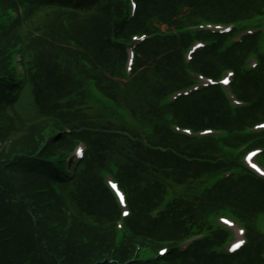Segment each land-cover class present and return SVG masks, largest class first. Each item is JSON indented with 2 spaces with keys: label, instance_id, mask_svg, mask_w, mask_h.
<instances>
[{
  "label": "trees",
  "instance_id": "obj_1",
  "mask_svg": "<svg viewBox=\"0 0 264 264\" xmlns=\"http://www.w3.org/2000/svg\"><path fill=\"white\" fill-rule=\"evenodd\" d=\"M136 1L139 9L133 20L123 22V37L127 40L133 34L145 37L139 42L133 74H138L139 69L143 68V72L137 76L139 87H142L145 82L144 72L149 70L155 79L153 88L159 90L160 94L186 84L184 61H187L182 52L189 37L183 36L184 32L181 31L185 24L194 22L199 16L213 19L217 12L228 10L231 15L219 20L236 22L238 18L235 16L238 15L235 9L241 5L237 0ZM239 1L244 3V7L249 4L247 0ZM5 2H30L32 6L49 3L54 7L52 9L59 12L54 18L44 19L49 35L35 38L36 33H33L26 36L30 40L27 45H30L32 54L29 76L32 96L39 117L54 122L55 119L63 120L66 123L78 120L79 112L74 106L76 97L71 95V90L83 95V83L81 80L76 81V84L72 82L70 73L62 68L59 59L62 50L58 43L69 38L78 42L86 50L83 56L88 61L96 62L101 69L102 65L109 62V54L115 52L109 37L119 26L116 21L122 18L120 9L123 6L125 11L130 0ZM257 2L259 12L264 0ZM191 11L195 16H191ZM212 11V16L205 14ZM164 23L168 25L167 30L176 32H161L160 26ZM14 30L15 26L10 36L23 41ZM256 38H249L238 46L217 39L214 44L194 54V66L215 56L214 62L202 67L207 77L215 78L224 67L234 69L228 87L242 106L231 108L220 85L203 86L188 95H180L172 103L168 101L167 106L173 111V119L178 126L193 130L238 128L244 134L249 133L247 128L264 120V55L259 58L260 65L255 69L246 70L242 66L244 55L252 47L257 48ZM68 49L73 52L71 48ZM258 49H262L260 45ZM0 75L6 76L2 68ZM153 88L149 86L146 90L153 91ZM160 125L166 128L165 121L164 124H155L156 134ZM53 127L47 125L27 140L20 137L21 130L13 125L8 126L9 130L5 134L0 131V239H6L4 242L8 247L0 250V264H25L28 260L26 264H132L129 260V256L134 254L132 245L127 244L123 249L116 250L112 229L103 226L121 217L117 199L98 174L99 168L106 165L108 152L117 150L119 138L92 124L74 126L69 133L57 132L46 138ZM160 133L162 138L157 142L160 144L159 149L145 146L142 141L139 142L142 140L139 138L123 139V147L128 146L130 150H123L127 162L117 173L126 191L129 207V215L123 218L127 221L128 233L151 243L197 233L203 231L204 227L199 222L197 206L177 198L165 201V181H147L145 176L154 170L163 174L165 179L185 183L202 174L218 172L228 164L217 158L215 146L198 143L181 146L176 138L170 137L169 132ZM243 141L251 146L264 145V132L246 135ZM41 142H45L50 152L60 154L70 152L74 143H82L87 153L81 167L74 169L73 176L62 179L59 173L64 172V169H61L59 163L58 166L52 164V160H47L44 152L34 159L29 156L28 161L25 159V155L33 154ZM242 168L244 173L240 174L237 183L246 180L262 183L254 204L256 210H264V183ZM41 176L51 183L58 182L62 190L73 184V190L68 191L69 202L59 200L51 194V189L46 195L49 202L45 203V197L42 200L35 197L37 190L43 187L39 184ZM70 199L73 204H70ZM70 205H73L72 209ZM240 216L246 220L243 215ZM226 236L227 233L219 229L213 240L203 237L183 251L173 249L169 253L168 264H264V239L255 242L253 237L256 235L252 228L248 229L250 243L234 254L219 250ZM108 258L114 261L110 262Z\"/></svg>",
  "mask_w": 264,
  "mask_h": 264
},
{
  "label": "rangeland",
  "instance_id": "obj_2",
  "mask_svg": "<svg viewBox=\"0 0 264 264\" xmlns=\"http://www.w3.org/2000/svg\"><path fill=\"white\" fill-rule=\"evenodd\" d=\"M247 1H249V4L246 7H244L242 1H236L242 6L240 5L235 9V13L237 12L238 15L235 18L249 16L258 10V0ZM29 3L12 4L5 2V0L0 1V68L4 70L6 75L25 82L23 89L17 93L16 103L0 107V131L5 134L9 130L8 126L13 125L21 130L20 137L23 140L31 138L32 134L37 133L47 125L54 127L46 134V138L56 132H63L66 127L68 131L74 126L85 127L91 124L101 128L100 130L103 132H111L115 134V137L119 138L117 140L119 146L117 150L108 152L105 167L98 170L99 177L108 181L109 184L115 181L118 170L127 162V157L123 150L130 149L128 146L123 147V139L136 140L139 138L148 145L158 144L157 142H160L162 138L160 132L167 131L172 139L176 138L180 142L181 146L196 143L201 145L208 144L211 147L215 146L217 158L228 162L225 168L218 172L202 174L200 177L189 179L185 183H177L172 181V179H165L163 174L151 170L145 176V179L147 181L154 179L165 181V201L177 198L197 206L199 222L203 224V229L208 238L213 240L219 227L228 230L230 233L229 241L221 246L219 250H229L239 240L244 242V237H248L249 228L254 230L256 237L253 238L255 242L263 240L264 227H262V224L264 223V211L256 210L257 207L254 204L255 196L262 183L248 180L243 183H237V181L240 174L244 173L242 166L249 167L250 165L251 168L255 169L257 164H259L262 167L261 173L264 174V147L258 149L259 153L255 158L246 160L247 149H249L244 148L247 146L243 141L246 135L241 134L240 130L236 128L221 134L208 133L195 136L191 134L188 136L175 128L173 111L166 103L170 90L164 94H160L159 90L156 91L153 88L155 79L149 70L144 72L145 82L142 87H139L140 80L137 76L143 72V68L139 69L138 74H133L134 67L130 65L134 63V61H131L132 54L130 49L127 54L124 50L123 44H131L134 40L123 41V22L132 14V5L129 4L125 11L123 6L120 9L122 18L116 21L119 26L115 33H112V37H109L111 40L110 45L112 49H115V52L109 54V62L102 65L101 69L98 68L96 62L88 61L83 56L86 50L78 42L69 38L65 42L58 43L62 50L59 56L62 68L70 73L72 82L76 84V81L81 80L83 83V95L80 92L76 94L71 90V95L76 97L74 106L79 112L80 118L70 123L67 122V124L64 121L59 122L56 120L55 123L50 119L39 117L33 101L29 79L32 54L30 45H27L30 44V40L26 39V36L33 33H36L34 34L35 38L49 35L44 19L48 17L54 18L57 15L56 13L59 12L52 9L54 7H51L49 3L40 6H32L33 3ZM190 14L195 16L192 11ZM205 14L212 16L214 11L205 12ZM227 15H231L230 10L217 12L214 18L222 19ZM153 25H158V23H153ZM13 26H15L14 31L16 34L23 38V41L10 36L13 34ZM167 27L166 23L160 26L164 30ZM109 30L110 28L107 29V32ZM28 37L33 38L31 35ZM106 37L108 36L106 35ZM262 41L264 43V38ZM133 46L135 48L136 44ZM68 48H71L73 52ZM107 52L109 51L107 50ZM261 53H264V47L261 49ZM214 61L215 56L213 55L203 60V63L196 65L197 71L202 72V67L204 68L207 63ZM99 79L101 81L100 85ZM149 86L153 88V91L148 92L146 90ZM113 95H116V97ZM146 95H148V99H146ZM164 121L167 129L160 125L156 134L154 125L158 123L164 124ZM30 129H32L31 132L27 133ZM44 143L41 142V144ZM79 149L85 150L82 146ZM48 155L54 158V164L56 165L66 156L65 153L60 154L57 152H50ZM49 183L51 182L41 176L39 184L40 187H43L38 189L35 197H39L42 200L44 197L46 198L51 189V194L57 196L59 200L62 199V201L69 202L68 195L70 190L74 188L73 184H69V188L66 190H59L56 184L51 183L49 185ZM40 191H44V193ZM115 191L116 194L117 192L121 194L120 191ZM47 202H49L48 198H46L45 203ZM71 202L73 204L72 199H70V204ZM70 208L72 209L73 205H70ZM254 210H256V213ZM260 211L262 212L258 215ZM239 212L246 219L243 220L241 225L237 222L239 220L237 218ZM122 224H125L123 220H114L112 223H105L103 226L112 229L113 245L116 250L123 249L127 244L132 245L134 254L129 256V259L133 260L132 264H143L141 261H137L143 258L157 263L159 261L157 253H160L159 251L165 248V245L170 247V244L151 243L144 239L131 238L126 229L121 228ZM248 239L250 240L249 237ZM4 241L6 239H0V250L7 247ZM6 250L8 251V249ZM148 250H151V253ZM164 264L168 263L164 262Z\"/></svg>",
  "mask_w": 264,
  "mask_h": 264
},
{
  "label": "snow or ice",
  "instance_id": "obj_3",
  "mask_svg": "<svg viewBox=\"0 0 264 264\" xmlns=\"http://www.w3.org/2000/svg\"><path fill=\"white\" fill-rule=\"evenodd\" d=\"M110 184H111V187H112L113 189H116V188H117V185H116V184L111 183V182H110ZM117 195H119L120 198H121V201H123V196H122L119 192H117Z\"/></svg>",
  "mask_w": 264,
  "mask_h": 264
}]
</instances>
